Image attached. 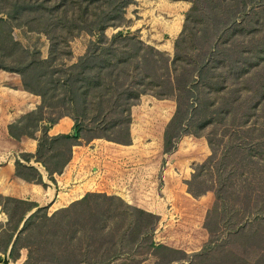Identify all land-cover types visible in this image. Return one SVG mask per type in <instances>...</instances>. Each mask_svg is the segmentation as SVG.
Returning a JSON list of instances; mask_svg holds the SVG:
<instances>
[{
    "label": "trees",
    "instance_id": "trees-1",
    "mask_svg": "<svg viewBox=\"0 0 264 264\" xmlns=\"http://www.w3.org/2000/svg\"><path fill=\"white\" fill-rule=\"evenodd\" d=\"M167 1L190 4L172 57L121 29L135 0H0V70L40 100L8 133L36 141L34 154L16 158L15 176L45 186L82 140L129 146L141 96L174 101L163 154L186 135L205 138L210 152L184 183L192 198L214 195L206 243L187 254L156 242L159 217L117 196L88 192L48 214L0 195V264L17 263L23 250L20 264H264V0ZM108 28L120 30L108 38ZM14 29L45 36L47 57L15 41ZM81 34L93 40L68 64ZM64 117L75 135L50 136Z\"/></svg>",
    "mask_w": 264,
    "mask_h": 264
},
{
    "label": "rangeland",
    "instance_id": "rangeland-1",
    "mask_svg": "<svg viewBox=\"0 0 264 264\" xmlns=\"http://www.w3.org/2000/svg\"><path fill=\"white\" fill-rule=\"evenodd\" d=\"M138 2L150 11L149 20L154 22L156 18L159 23L149 25L143 36L125 26L121 29L129 30L144 43L172 57L174 40L181 31L167 35L166 28L169 24L176 26L184 20L190 4L182 1L135 0L126 8L125 25L142 19L138 16L140 10L135 9L139 6ZM118 30L108 28L105 34L109 38ZM11 35L24 48L38 49L43 59L47 57L48 41L45 36L18 29L12 30ZM90 40L93 38L81 34L70 41L71 58L68 64L75 63L84 54ZM156 43L167 47H158ZM10 61L5 63L12 66ZM175 109L176 104L172 100H158L152 95L141 96L137 105L131 108V144L123 146L103 139L87 143L82 140L72 148L66 176L76 177L74 184L77 187L73 197L88 192L104 193L158 215L154 240L191 254L198 252L208 239L203 221L206 211L214 202V195L208 192L202 197L192 198L184 183L190 178L193 167L202 163L210 152L205 138L186 135L181 137L175 152L163 154V133ZM44 207H48V214L54 212L49 210V206ZM25 258L26 251L23 250L20 260L10 264H20ZM153 261L149 258L142 264H152Z\"/></svg>",
    "mask_w": 264,
    "mask_h": 264
},
{
    "label": "crops",
    "instance_id": "crops-1",
    "mask_svg": "<svg viewBox=\"0 0 264 264\" xmlns=\"http://www.w3.org/2000/svg\"><path fill=\"white\" fill-rule=\"evenodd\" d=\"M145 1L149 2L152 0ZM138 5L135 9L140 10L138 16L142 17V19L131 22L128 29L133 32L137 31L143 36L147 32L149 25L156 22L159 23V21L156 18H154V22L150 21L148 19L150 11L143 3L138 2ZM182 22L183 20L176 26L169 24L165 33L167 35L173 34L175 31L179 33L182 28ZM156 45L162 48L167 47L161 43H156ZM39 102L40 100L37 96L24 90L21 79L17 74L0 70V195L31 201L40 207L49 206V210L53 212L67 207L83 196L73 197L74 189L77 187L74 184L76 177L66 176L67 167L70 166V163L60 175L54 176L55 184L48 181L46 177L43 179L45 186L27 183L15 176L14 163L21 153L34 154L36 141L26 137L15 140L8 133V126L15 123L24 114L34 110ZM72 125L71 119L64 117L49 130V135L69 134L72 130ZM5 221L6 216L1 212L0 208V223Z\"/></svg>",
    "mask_w": 264,
    "mask_h": 264
},
{
    "label": "water",
    "instance_id": "water-1",
    "mask_svg": "<svg viewBox=\"0 0 264 264\" xmlns=\"http://www.w3.org/2000/svg\"><path fill=\"white\" fill-rule=\"evenodd\" d=\"M72 134L75 135V132L73 131Z\"/></svg>",
    "mask_w": 264,
    "mask_h": 264
}]
</instances>
